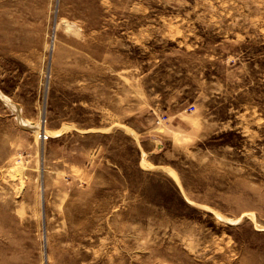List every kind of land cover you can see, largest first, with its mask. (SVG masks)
<instances>
[{
    "label": "rangeland",
    "instance_id": "1",
    "mask_svg": "<svg viewBox=\"0 0 264 264\" xmlns=\"http://www.w3.org/2000/svg\"><path fill=\"white\" fill-rule=\"evenodd\" d=\"M0 264H264V0H0Z\"/></svg>",
    "mask_w": 264,
    "mask_h": 264
},
{
    "label": "bare ground",
    "instance_id": "2",
    "mask_svg": "<svg viewBox=\"0 0 264 264\" xmlns=\"http://www.w3.org/2000/svg\"><path fill=\"white\" fill-rule=\"evenodd\" d=\"M35 131L38 133V129H35ZM41 132V131H40ZM40 134V133H39Z\"/></svg>",
    "mask_w": 264,
    "mask_h": 264
}]
</instances>
